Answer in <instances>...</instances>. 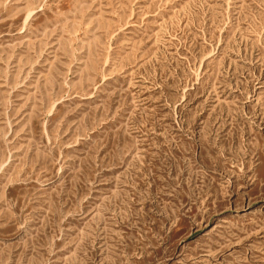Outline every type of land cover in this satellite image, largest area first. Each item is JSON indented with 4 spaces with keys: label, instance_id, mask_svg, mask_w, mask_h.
I'll list each match as a JSON object with an SVG mask.
<instances>
[{
    "label": "rangeland",
    "instance_id": "1",
    "mask_svg": "<svg viewBox=\"0 0 264 264\" xmlns=\"http://www.w3.org/2000/svg\"><path fill=\"white\" fill-rule=\"evenodd\" d=\"M0 264H264V0H0Z\"/></svg>",
    "mask_w": 264,
    "mask_h": 264
}]
</instances>
